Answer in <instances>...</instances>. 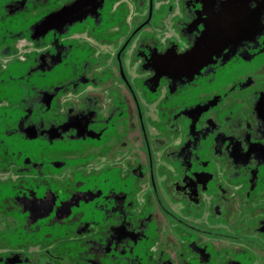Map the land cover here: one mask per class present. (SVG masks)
I'll return each instance as SVG.
<instances>
[{
    "label": "flooded vegetation",
    "instance_id": "obj_1",
    "mask_svg": "<svg viewBox=\"0 0 264 264\" xmlns=\"http://www.w3.org/2000/svg\"><path fill=\"white\" fill-rule=\"evenodd\" d=\"M0 264H264V0H0Z\"/></svg>",
    "mask_w": 264,
    "mask_h": 264
}]
</instances>
